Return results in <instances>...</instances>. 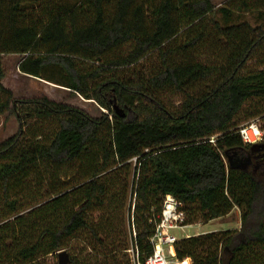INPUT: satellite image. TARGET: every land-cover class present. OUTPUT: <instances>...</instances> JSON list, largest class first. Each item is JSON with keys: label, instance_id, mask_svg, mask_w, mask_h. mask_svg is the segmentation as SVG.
Masks as SVG:
<instances>
[{"label": "trees", "instance_id": "16d2710c", "mask_svg": "<svg viewBox=\"0 0 264 264\" xmlns=\"http://www.w3.org/2000/svg\"><path fill=\"white\" fill-rule=\"evenodd\" d=\"M245 14L255 23L234 21ZM9 54L103 112L14 97ZM6 114L17 129L0 141V264H54L63 250L69 264H133L131 246L144 263L165 195L185 225L241 213L238 229L177 239L176 260L264 264V139L238 134L264 116V0H0Z\"/></svg>", "mask_w": 264, "mask_h": 264}, {"label": "rangeland", "instance_id": "374dc122", "mask_svg": "<svg viewBox=\"0 0 264 264\" xmlns=\"http://www.w3.org/2000/svg\"><path fill=\"white\" fill-rule=\"evenodd\" d=\"M215 6L222 5L226 0H211ZM248 20L250 23L254 24L255 20L253 16L249 14L241 15L234 19V21ZM22 58L21 55L9 54L2 56L3 66L6 69V76L4 78V85L12 90L14 97H34L46 95L49 98L70 104L74 107H78L88 113L90 116L98 117L101 115L103 110L92 100H86L77 94L71 93L70 90L55 85L43 79L29 77L18 73L17 64ZM260 67L259 61L255 58L250 60L246 66L245 71H249ZM46 73L54 78H59L60 74L55 68H48ZM51 74V75H50ZM163 103L170 109L177 108L180 105L181 97L178 95H172L171 93H163L161 95ZM105 111V110H104ZM106 112V111H105ZM260 126L262 128L264 139V116H261ZM242 123L240 126L246 124ZM17 129V122L13 115H2L0 116V141L11 136ZM261 139V141H262ZM259 143V142H258ZM227 158L231 166L245 167L247 164V158H240L234 154H228ZM240 210L234 207L232 212L228 215L208 221V222H193L191 225H186L185 227L174 229L171 233L177 238L181 239L188 236H197L210 232H219L224 230H234L238 229L240 226ZM202 232V233H201ZM70 251V250H69ZM71 253V251H70ZM173 259V258H170ZM54 264H57V257L51 259Z\"/></svg>", "mask_w": 264, "mask_h": 264}, {"label": "built area", "instance_id": "2783aa9c", "mask_svg": "<svg viewBox=\"0 0 264 264\" xmlns=\"http://www.w3.org/2000/svg\"><path fill=\"white\" fill-rule=\"evenodd\" d=\"M261 117H257L238 128V134L243 143L253 145L261 141L263 132L260 126ZM213 142V138L209 140ZM181 203L171 195H165L154 232L150 238L152 253L144 263L138 261L137 252L131 246L127 252L133 264H185V260L174 258L173 245L177 238L171 233L174 229L185 227V214L180 209ZM134 235V231H133ZM173 258V259H170Z\"/></svg>", "mask_w": 264, "mask_h": 264}, {"label": "water", "instance_id": "95a60500", "mask_svg": "<svg viewBox=\"0 0 264 264\" xmlns=\"http://www.w3.org/2000/svg\"><path fill=\"white\" fill-rule=\"evenodd\" d=\"M113 108L117 113H121L119 112L118 106L116 104H114ZM57 264H69V255L67 251L63 250V251L58 252Z\"/></svg>", "mask_w": 264, "mask_h": 264}, {"label": "crops", "instance_id": "0c3cea01", "mask_svg": "<svg viewBox=\"0 0 264 264\" xmlns=\"http://www.w3.org/2000/svg\"><path fill=\"white\" fill-rule=\"evenodd\" d=\"M17 71H18V69H17ZM18 73H19V71H18ZM2 83H3V85H4V79L2 80ZM5 86V85H4ZM5 87H7V86H5ZM232 212V211H231ZM189 225H191V224H189ZM202 233V232H201ZM186 236H188V235H186ZM173 253H174V251H173ZM185 264H190V259L189 258H187L186 260H185Z\"/></svg>", "mask_w": 264, "mask_h": 264}]
</instances>
